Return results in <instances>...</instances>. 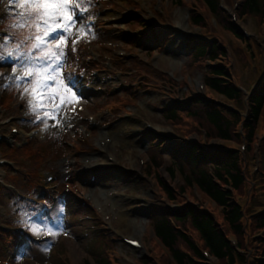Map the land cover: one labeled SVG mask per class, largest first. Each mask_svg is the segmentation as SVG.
I'll use <instances>...</instances> for the list:
<instances>
[{
  "label": "rangeland",
  "instance_id": "obj_1",
  "mask_svg": "<svg viewBox=\"0 0 264 264\" xmlns=\"http://www.w3.org/2000/svg\"><path fill=\"white\" fill-rule=\"evenodd\" d=\"M6 1L0 0L2 20L0 28L5 32L15 19L4 11L3 6ZM199 1L82 0L91 4L90 8H86L84 23L86 25L88 21L94 23L88 25L87 34L77 31L80 28L79 24L73 26L71 32L75 35L67 36V63L62 69L63 74H71L74 77L79 98L72 99V94H69L71 103L63 109L64 115L59 123L50 119L47 121V126L43 121L35 125L40 129V133L34 137L33 144L30 142L25 148L26 151L22 150V154L18 153L22 159L18 158L17 161L23 171L10 172L9 178L5 180L14 188V194L0 186V264H84L85 262L96 264L91 260V255L86 253L85 247H91L85 238L94 232L97 234V231L100 232L97 236L106 241L100 245L103 247L90 250L95 256L99 255V259L103 254L106 264H144L143 261L148 258L149 264H174L168 252L153 237L149 225V217L153 211L160 209L172 213L176 208L192 203L211 212L217 221L221 222L220 209L193 188H187L180 198L177 197L179 200H166L157 186L154 170L149 168L152 163L149 159H152L155 153V147L149 142L151 138L156 137L155 134L141 137L129 135L130 129L139 126L138 124L143 121L151 123L153 131L157 128H169L174 138L182 142H200L207 150L238 151L245 164L246 183L240 195L235 194V198L244 205L249 215L264 212L263 175L259 174L260 169L261 173H264L263 147L260 169L255 171L258 166L257 151L260 143H264V104L253 125L254 135L249 149L247 148L244 153L240 151L243 141H238L236 138L230 143L217 140L214 135L208 133L209 130L205 126H198L188 118L185 115L186 109L180 113L178 125L167 122L162 115L169 104L162 92L173 89L174 91L170 93L175 95L177 92V96L181 93L182 98H187L189 96L186 97L187 94L194 97L201 94L218 106L223 105L228 110H234L243 119L248 112L246 96L260 88L259 86L256 88V83L259 75L264 71V41L260 33L264 20L259 21L245 16L235 21L242 31L250 35L245 39L247 42L244 44L218 24L215 25L212 15L204 5H200ZM223 1L225 14L230 19V13L237 14L240 1ZM236 2L237 9H232ZM190 7H194L203 15L206 20L205 29L194 27L188 22ZM159 12L163 14L162 17ZM143 16L148 25L153 21L155 25L161 26L162 33L160 34L159 28H153L155 30L152 31L148 26L139 29L136 22L142 21ZM112 18L120 20V23L109 24L108 20ZM183 19L187 23L183 36L179 32L173 34L174 29L171 30L170 27L177 26V23ZM138 29L146 35L136 33L131 37L128 36ZM152 32L159 36L160 49L155 48L154 42L157 37H154V40H148L149 38L145 40V37H149ZM168 35L167 42L171 41V44L164 49L163 40ZM75 36H79V39L73 44L72 40ZM198 36L215 39L225 51L226 57L223 60L219 59L211 63H222L227 67L232 84L244 93L238 102H229L207 89L201 92L196 88V82H203L208 75L206 74L209 69L208 63L192 62V57L188 59L189 52L183 51V48L188 45L187 42L185 44L184 39L189 41L197 39ZM119 51H124L127 58L121 59L118 55ZM106 62H110L111 66L105 68ZM92 71H96V77L91 76ZM85 86L88 88L85 89ZM24 87L31 88L30 85ZM24 87L9 88L13 93L9 105L4 104L0 119L7 116L20 118L25 113L27 96L22 98L20 94ZM129 90L135 91L131 93L132 99L128 97ZM120 101H124L123 108L117 106L113 111L110 109L108 116L98 117L97 112L104 108L109 110V105L112 106L115 102L119 105ZM127 111L135 113V116L132 119H125L124 114ZM122 123L126 126L120 130L117 127ZM34 124L35 120H32L30 125ZM103 126L109 127L107 129L109 131H96V128ZM236 129L240 133V124ZM190 130L194 131L193 134ZM108 132L115 134L109 142H106L108 138L103 139L102 135ZM203 133L206 134L205 137ZM66 140L76 143L75 146H71L76 148L75 152L70 149L71 153L68 152V155L71 156L67 158L69 165L75 162L73 164L75 168L69 166L63 159L65 151L63 141ZM167 142L158 153L161 163L155 172L160 179L175 189L180 183V176L176 174L178 178L176 176L177 179L170 184L164 167H168L173 162L168 151H174L185 145L177 144L175 141ZM41 143L46 146L43 149L44 153L50 150L47 156L31 152V149L37 150ZM2 150H4L3 146H0V151ZM7 152L4 150V153ZM106 152L112 155L114 160L112 163L104 161ZM16 157L10 158L16 160ZM138 159H142L143 165L138 163ZM14 168H17L16 163ZM43 170H49L54 175V181L48 185L43 181L44 176H41L40 181L38 180V175H42ZM27 174L33 175L32 182L28 176L26 177ZM91 177H94L93 182L90 181ZM100 185H104L102 190ZM53 190L57 191L55 201ZM15 193L25 197L29 195L32 198L28 200L38 204L32 205L34 207H30V210L26 209L29 204L27 200L17 199ZM30 216L38 223L49 225L54 231L51 233L42 231L35 235L29 230ZM189 232L192 233L191 230ZM250 234L256 235V232ZM122 235L140 238L142 250L128 249L120 240Z\"/></svg>",
  "mask_w": 264,
  "mask_h": 264
},
{
  "label": "trees",
  "instance_id": "obj_2",
  "mask_svg": "<svg viewBox=\"0 0 264 264\" xmlns=\"http://www.w3.org/2000/svg\"><path fill=\"white\" fill-rule=\"evenodd\" d=\"M200 1V5L206 7L223 30L241 39L227 15L218 9L217 0ZM263 8L264 0H242L238 10L239 17L252 16L260 21L264 18ZM191 22L206 27L205 18L196 9L192 13ZM219 56L224 59L225 51L217 41H214L212 46L198 44L192 59H195V62H202L205 59L213 62ZM209 70L210 73L205 78L207 87L228 100L238 102L241 96L232 84L230 72L226 67L209 64ZM263 104L264 82L248 99L249 120L247 122H243L237 113L227 112L212 104L207 105L205 101L192 103L186 109L185 115L198 126H205L209 134L224 141L238 139L235 131L241 123L250 145L254 135L253 125L262 111ZM181 112L183 111H169L166 113V119L178 125ZM160 150V147L156 145L149 168L154 170L157 186L167 201L179 200L187 188H196L204 198L221 208L220 223L211 212L192 203L183 205L170 214L167 211L158 210L151 213L149 225L153 237L168 252L171 262L207 264V259L203 256L205 251L216 260V264H264V213L249 215L244 205L235 198V194L240 195L246 183L245 164L242 157L234 150H219L215 154L203 156L199 153V147L194 144L168 151L173 158V162L166 167L170 184L178 178L176 174L180 176V183L173 191L155 172L161 163L158 159ZM261 175H263L264 183V173ZM251 232H256V235H251ZM97 234L94 232L89 237L86 236L85 239L91 247H85L86 253L91 255L92 260L97 264H106L103 254L99 259V255L95 256L90 250L103 247L100 245L106 241ZM231 239L235 240V246H232ZM105 246L106 244L104 248ZM241 250L245 252L240 254ZM143 263L149 264L150 260L146 259Z\"/></svg>",
  "mask_w": 264,
  "mask_h": 264
},
{
  "label": "snow or ice",
  "instance_id": "obj_3",
  "mask_svg": "<svg viewBox=\"0 0 264 264\" xmlns=\"http://www.w3.org/2000/svg\"><path fill=\"white\" fill-rule=\"evenodd\" d=\"M9 5L22 8L16 19L6 29L9 34L0 37V63H10L12 75L4 77L16 88L24 87L21 97L29 96V111L47 126L49 119L60 122L63 109L78 99L77 84L71 74H63L67 63V36L74 25L87 34L84 23L86 8L90 3L82 0H7ZM25 30H27L25 32ZM79 36H75V44ZM75 51V48H73ZM29 230L35 235L54 231L49 225L29 217Z\"/></svg>",
  "mask_w": 264,
  "mask_h": 264
},
{
  "label": "bare ground",
  "instance_id": "obj_4",
  "mask_svg": "<svg viewBox=\"0 0 264 264\" xmlns=\"http://www.w3.org/2000/svg\"><path fill=\"white\" fill-rule=\"evenodd\" d=\"M123 126H126V124H123V123H122V124H120L117 128L120 129V130H121V129L123 130V128H124ZM111 134L114 135L115 133L112 132ZM113 135H112V137H113ZM115 136H116V135H115ZM115 136H114V137H115ZM104 161H106V160L104 159ZM103 186H104V185H100V189H101V190L103 189Z\"/></svg>",
  "mask_w": 264,
  "mask_h": 264
}]
</instances>
